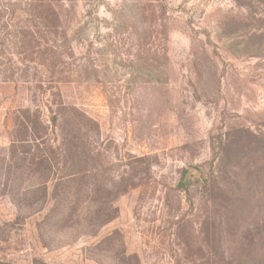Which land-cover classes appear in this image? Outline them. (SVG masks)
Segmentation results:
<instances>
[{
	"label": "rangeland",
	"instance_id": "1",
	"mask_svg": "<svg viewBox=\"0 0 264 264\" xmlns=\"http://www.w3.org/2000/svg\"><path fill=\"white\" fill-rule=\"evenodd\" d=\"M263 183L264 0H0V264H235Z\"/></svg>",
	"mask_w": 264,
	"mask_h": 264
},
{
	"label": "trees",
	"instance_id": "2",
	"mask_svg": "<svg viewBox=\"0 0 264 264\" xmlns=\"http://www.w3.org/2000/svg\"><path fill=\"white\" fill-rule=\"evenodd\" d=\"M72 145L77 147V139L73 140ZM41 157H42V160L40 161V164H43V162H45L46 168H49L48 157L46 155H42ZM76 174L77 172H71V173L66 172L65 174H62L60 177H58V179H56L55 186L57 189L61 190V194L59 196H56V201H58V203L60 201L61 207H63V209L66 211H67V208L73 209L71 208L73 203H75L74 207L76 209H78L80 206V202H79V198L81 194L80 184L77 183L75 186H70V184L78 181V177L77 178L74 177ZM40 184L41 186H43V189L44 188L48 189L47 187L48 180L45 179L43 180V182H40ZM63 215L65 214L62 212V216ZM68 216L69 215H67L66 217L65 216L63 217H65L66 219ZM231 264H233V262H231ZM235 264H264V252L262 255H259L257 257L254 256L253 258H249L245 260H242V259L236 260Z\"/></svg>",
	"mask_w": 264,
	"mask_h": 264
}]
</instances>
